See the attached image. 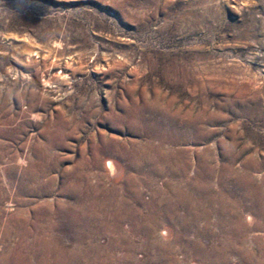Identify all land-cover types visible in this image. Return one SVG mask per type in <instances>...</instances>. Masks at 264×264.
Returning a JSON list of instances; mask_svg holds the SVG:
<instances>
[{"label": "rangeland", "instance_id": "374dc122", "mask_svg": "<svg viewBox=\"0 0 264 264\" xmlns=\"http://www.w3.org/2000/svg\"><path fill=\"white\" fill-rule=\"evenodd\" d=\"M0 264H264V0H0Z\"/></svg>", "mask_w": 264, "mask_h": 264}, {"label": "bare ground", "instance_id": "6f19581e", "mask_svg": "<svg viewBox=\"0 0 264 264\" xmlns=\"http://www.w3.org/2000/svg\"><path fill=\"white\" fill-rule=\"evenodd\" d=\"M111 161H112V160H111ZM107 164H108L109 168H110V169H112V164H113V162H112V164H111V162H110V161H108V163H107ZM113 165H114V164H113ZM113 168H114V167H113ZM112 170H113V169H112ZM111 173H113V172H111ZM10 203H11V202H10Z\"/></svg>", "mask_w": 264, "mask_h": 264}]
</instances>
